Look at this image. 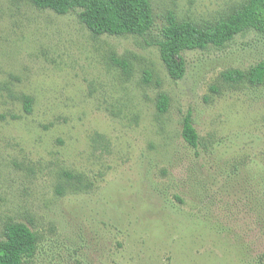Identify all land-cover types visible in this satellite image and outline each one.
Returning <instances> with one entry per match:
<instances>
[{"label": "rangeland", "instance_id": "rangeland-1", "mask_svg": "<svg viewBox=\"0 0 264 264\" xmlns=\"http://www.w3.org/2000/svg\"><path fill=\"white\" fill-rule=\"evenodd\" d=\"M245 1L149 0L154 27L139 37L0 0V239L8 223L35 233L26 264H240L239 246L264 251V85L222 78L264 58V34L183 52L179 80L155 45L169 12L203 25Z\"/></svg>", "mask_w": 264, "mask_h": 264}, {"label": "trees", "instance_id": "trees-1", "mask_svg": "<svg viewBox=\"0 0 264 264\" xmlns=\"http://www.w3.org/2000/svg\"><path fill=\"white\" fill-rule=\"evenodd\" d=\"M38 10H50L59 16L78 12L79 21L94 36H139L148 34L154 27L152 6L149 0H31ZM165 24L160 29V38L155 45L168 75L179 80L185 73V62L181 54L185 51L205 50L208 47L222 48L238 34L255 30L264 34V0H247L229 15L211 23L197 25L189 20H178L174 13L165 16ZM117 65L127 69L124 61ZM147 76L149 74L147 73ZM224 81L244 83L251 86L264 85V58L248 71L231 70L222 74ZM23 110L30 114L32 98L22 97ZM169 100L160 94L157 111H167ZM181 136L190 148H197L199 137L190 116L182 121ZM254 210L256 225L264 237V188L255 196ZM38 238L24 224H5L0 239V264H26L34 257ZM240 264H264V251L252 256L249 248L239 246Z\"/></svg>", "mask_w": 264, "mask_h": 264}]
</instances>
